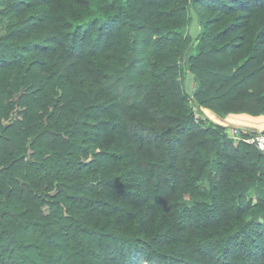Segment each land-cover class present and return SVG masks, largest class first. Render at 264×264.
<instances>
[{
	"label": "trees",
	"instance_id": "16d2710c",
	"mask_svg": "<svg viewBox=\"0 0 264 264\" xmlns=\"http://www.w3.org/2000/svg\"><path fill=\"white\" fill-rule=\"evenodd\" d=\"M4 23L0 264H264V153L205 112L264 117V0H0Z\"/></svg>",
	"mask_w": 264,
	"mask_h": 264
},
{
	"label": "rangeland",
	"instance_id": "374dc122",
	"mask_svg": "<svg viewBox=\"0 0 264 264\" xmlns=\"http://www.w3.org/2000/svg\"><path fill=\"white\" fill-rule=\"evenodd\" d=\"M192 16V25L186 29V31L195 39L200 31V26L198 25L197 21H196V17H195V13L192 12L191 14ZM4 28H5V23L4 25L0 24V36L3 34L4 32ZM197 87V84L194 81V78L188 74L186 77V89L188 90V92H192L195 88ZM253 120H251L249 117L246 116H237V117H231L227 120L228 125L235 126L238 125L239 127H241L242 129L246 130V131H250V130H254L255 127L250 123ZM217 122L223 123L220 120H217ZM257 132V130H255Z\"/></svg>",
	"mask_w": 264,
	"mask_h": 264
},
{
	"label": "built area",
	"instance_id": "2783aa9c",
	"mask_svg": "<svg viewBox=\"0 0 264 264\" xmlns=\"http://www.w3.org/2000/svg\"><path fill=\"white\" fill-rule=\"evenodd\" d=\"M231 137L238 141H245L253 146H255L259 151L264 153V130L257 131V133H251L249 137H243L240 127L232 126L228 130Z\"/></svg>",
	"mask_w": 264,
	"mask_h": 264
},
{
	"label": "crops",
	"instance_id": "0c3cea01",
	"mask_svg": "<svg viewBox=\"0 0 264 264\" xmlns=\"http://www.w3.org/2000/svg\"><path fill=\"white\" fill-rule=\"evenodd\" d=\"M205 112L207 113L206 115H209V117L211 119H213L214 121L220 120L223 123L227 122V120L229 118H231V117L246 116V117H249L251 120H253L252 122H250V121L249 122L255 127L254 130H257V131H263L264 130V117L263 116L253 117V116H250V115L241 114V115H230V116L226 117L225 119H221V118L217 117L215 114H213L209 110H205ZM235 126L239 127L238 125H235Z\"/></svg>",
	"mask_w": 264,
	"mask_h": 264
}]
</instances>
